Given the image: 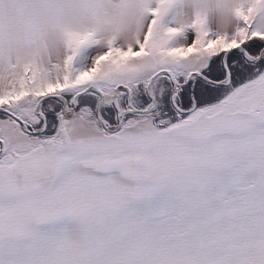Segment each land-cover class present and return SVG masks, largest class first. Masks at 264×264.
Returning a JSON list of instances; mask_svg holds the SVG:
<instances>
[{"label":"snow or ice","instance_id":"1","mask_svg":"<svg viewBox=\"0 0 264 264\" xmlns=\"http://www.w3.org/2000/svg\"><path fill=\"white\" fill-rule=\"evenodd\" d=\"M0 264H264V0H0Z\"/></svg>","mask_w":264,"mask_h":264}]
</instances>
